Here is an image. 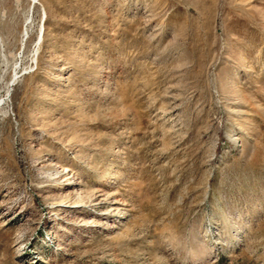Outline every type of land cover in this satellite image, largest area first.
I'll list each match as a JSON object with an SVG mask.
<instances>
[{
    "label": "rangeland",
    "instance_id": "374dc122",
    "mask_svg": "<svg viewBox=\"0 0 264 264\" xmlns=\"http://www.w3.org/2000/svg\"><path fill=\"white\" fill-rule=\"evenodd\" d=\"M0 264H264V0H0Z\"/></svg>",
    "mask_w": 264,
    "mask_h": 264
}]
</instances>
